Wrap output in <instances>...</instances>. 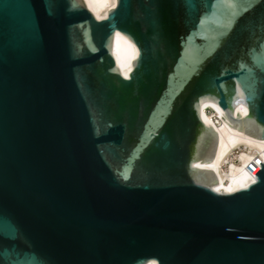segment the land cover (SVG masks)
Returning a JSON list of instances; mask_svg holds the SVG:
<instances>
[{"label":"water","instance_id":"1","mask_svg":"<svg viewBox=\"0 0 264 264\" xmlns=\"http://www.w3.org/2000/svg\"><path fill=\"white\" fill-rule=\"evenodd\" d=\"M0 0V264H264V0Z\"/></svg>","mask_w":264,"mask_h":264},{"label":"bare ground","instance_id":"2","mask_svg":"<svg viewBox=\"0 0 264 264\" xmlns=\"http://www.w3.org/2000/svg\"><path fill=\"white\" fill-rule=\"evenodd\" d=\"M82 1L92 14L102 13V11L91 0ZM146 264H156V261L154 259H150Z\"/></svg>","mask_w":264,"mask_h":264}]
</instances>
